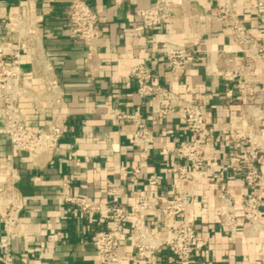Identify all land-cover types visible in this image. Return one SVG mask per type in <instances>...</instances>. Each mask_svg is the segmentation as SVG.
Instances as JSON below:
<instances>
[{
    "label": "crops",
    "instance_id": "1",
    "mask_svg": "<svg viewBox=\"0 0 264 264\" xmlns=\"http://www.w3.org/2000/svg\"><path fill=\"white\" fill-rule=\"evenodd\" d=\"M45 1L36 0L27 6L26 0H0V38L6 36L4 18L21 8L29 21L43 27L47 55L66 93L67 104L60 120L69 127L56 153L49 161L42 158L39 166L14 149L7 135L0 132V162L15 159L20 175L19 198L24 204L11 245L15 264H98V254L90 240L95 231L106 230L111 225L99 214L84 213L66 203L65 197L107 203L108 192L113 187L123 189L121 201L129 212L120 233L122 251L129 254L125 263L141 264L134 258V199L152 195L163 204L173 201L178 186L173 168L187 162L166 150L193 138L178 113L159 118L152 113L151 100L138 95L136 80L129 76V71L141 59H146L154 84L171 90L182 101L201 105L209 114V127L214 132L206 156L207 168L197 174L191 217L206 246L194 259L206 264H261L259 252L264 232L251 237L240 225L232 238L215 206V189L220 182L228 183L238 201L252 193L244 183L249 165L246 147L229 135L231 128L244 127L248 121L242 119L244 106L237 81H226L221 74L229 60L245 61L232 32L218 15L223 0H167L180 5L174 22L166 21L155 31L145 33L135 29L141 24V10L152 6L154 0H130L121 6L113 0H86L98 12L102 29L91 60L87 58V45L73 37L68 19L71 0H49L54 11L40 23L38 18ZM238 12L252 35L264 42V24L250 0H238ZM8 40L16 43L12 37ZM163 42L197 48L195 63L181 76L171 73L163 54L152 53L151 47ZM23 68L27 85L44 94V85L31 74L28 57L23 60ZM262 76V67L257 64L253 80L261 85ZM229 91L232 96L228 95ZM256 101L261 105L262 94ZM22 107L29 129L41 133L50 130L56 114L48 103H43L38 112L28 101ZM136 114L144 118L155 135L144 159L141 158L144 145L134 137V122L118 117ZM4 126L0 115V129ZM235 166L239 167L237 171ZM136 167L140 168L137 176ZM259 168L264 174V161L261 160ZM3 176L0 168V189ZM152 180H159L160 184L153 187ZM256 195L262 204L264 223L263 186ZM237 219L240 224L245 221L241 207L237 208ZM175 221L181 223L182 219ZM147 222L151 233L159 237L173 220L164 219L156 211ZM159 260L161 264H177L166 248L160 251Z\"/></svg>",
    "mask_w": 264,
    "mask_h": 264
},
{
    "label": "built area",
    "instance_id": "2",
    "mask_svg": "<svg viewBox=\"0 0 264 264\" xmlns=\"http://www.w3.org/2000/svg\"><path fill=\"white\" fill-rule=\"evenodd\" d=\"M36 0H26L27 6ZM117 6L125 5L130 0H113ZM255 14L264 24V0H250ZM54 11L52 3L47 0L42 6V14L38 22ZM180 11V5L167 0H154L152 6L143 8L140 12L141 24L135 29L138 33L152 32L162 23L174 22ZM226 27L232 32L235 44L245 61L238 63L229 60L227 67L221 71L226 81H237V88L244 109L242 119L248 121L244 127L231 128L229 135L236 142L246 147L249 165L244 174V183L252 193L243 201H238L231 192L227 182H220L215 189V206L225 228L235 238L240 225L251 237L257 236L264 229L261 222L262 204L256 191L264 183V175L259 168L263 159L264 145L262 144V126L264 121V42L257 39L247 29L238 12V0H223L218 12ZM68 19L73 37L84 42L88 47L87 58L91 60L96 51V43L102 37L101 20L98 12L90 7L86 0H71ZM6 36L0 38V115L5 126L0 129L7 135L12 147L25 154L35 166H39L42 158L49 161L56 153L61 139L68 132V125L63 123V109L66 106V93L55 66L47 55L44 45L45 32L38 23H32L21 8L17 13L7 15L3 20ZM14 38L11 44L8 38ZM152 53L163 54L175 76H181L196 61L198 52L191 44L176 45L172 43L155 44ZM28 57L31 62V74L39 79L45 87L44 94H38L27 85L23 60ZM262 67V83L259 85L253 76L256 65ZM129 76L136 80L137 92L141 99H150L152 113L163 118L178 113L185 122L192 139L178 147L167 148V152L177 155L187 164H177L173 173L177 179V191L172 202L163 204L161 199L152 195L135 197L132 213L134 224L132 230L134 242V258L141 264H161L159 253L163 248L168 249L176 258L177 264H206L197 262L194 257L206 246L205 238L200 235L193 223L191 213L195 204L198 187L197 174L207 168V151L210 147L214 132L209 127V114L199 104L182 101L169 89L153 83V74L146 59H141L129 71ZM262 94L261 105L256 103ZM232 96V91H229ZM28 101L35 111L42 109L43 103H48L56 114L48 132H37L27 127V116L22 103ZM51 115V114H49ZM120 119L132 120L136 130L134 137L143 145L141 158H147L149 147L154 143L155 135L147 126L140 114L118 116ZM254 122L256 125H251ZM256 126V127H255ZM4 171L3 184L0 189V225L3 237L0 239V263L15 264L11 252L12 241L20 223L24 204L19 198L20 175L11 158L0 162ZM239 169L234 167V171ZM140 168H134L137 176ZM160 184L152 180L151 186ZM121 188L109 190L110 200L107 203L93 202L86 198L66 196L65 202L78 207L84 213L99 214L107 220L111 228L95 231L91 244L97 251L98 264H126L128 253L122 251L120 233L129 215L127 207L122 203ZM241 207L245 221L240 224L237 219V208ZM160 211L166 220H173L162 236L151 233L148 217ZM176 218L182 222L177 223ZM261 264H264V242L260 248Z\"/></svg>",
    "mask_w": 264,
    "mask_h": 264
},
{
    "label": "rangeland",
    "instance_id": "3",
    "mask_svg": "<svg viewBox=\"0 0 264 264\" xmlns=\"http://www.w3.org/2000/svg\"><path fill=\"white\" fill-rule=\"evenodd\" d=\"M251 125H256V123H254V122H251L250 123ZM256 127V126H255ZM262 129H263V126H262ZM262 144L264 145V133H263V136H262ZM262 161H264V154H263V159H262ZM264 175V174H263ZM263 187H264V183H263V185H262ZM264 224V223H263ZM262 232H264V229H263V231Z\"/></svg>",
    "mask_w": 264,
    "mask_h": 264
}]
</instances>
